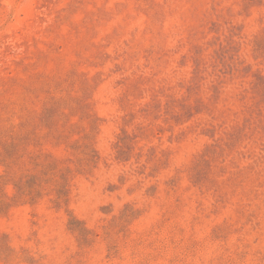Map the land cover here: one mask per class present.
Listing matches in <instances>:
<instances>
[{
  "label": "rangeland",
  "instance_id": "1",
  "mask_svg": "<svg viewBox=\"0 0 264 264\" xmlns=\"http://www.w3.org/2000/svg\"><path fill=\"white\" fill-rule=\"evenodd\" d=\"M0 264H264V0H0Z\"/></svg>",
  "mask_w": 264,
  "mask_h": 264
}]
</instances>
